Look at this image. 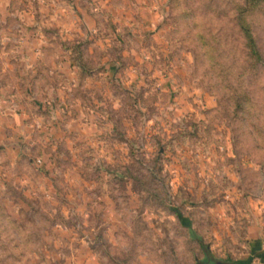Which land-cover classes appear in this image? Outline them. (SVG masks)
<instances>
[{"label": "rangeland", "instance_id": "374dc122", "mask_svg": "<svg viewBox=\"0 0 264 264\" xmlns=\"http://www.w3.org/2000/svg\"><path fill=\"white\" fill-rule=\"evenodd\" d=\"M0 264H264V0H0Z\"/></svg>", "mask_w": 264, "mask_h": 264}, {"label": "trees", "instance_id": "16d2710c", "mask_svg": "<svg viewBox=\"0 0 264 264\" xmlns=\"http://www.w3.org/2000/svg\"><path fill=\"white\" fill-rule=\"evenodd\" d=\"M241 30L244 33V36H245V39L247 42V47L249 48L251 55H253L257 59H259L260 55H259V52L257 50V46L255 44L254 38L250 32V29L248 27H246L245 25H241ZM198 242H199L200 246L202 247V249L204 250L205 254L207 255L209 253L207 246L205 244H203V242L199 239H198Z\"/></svg>", "mask_w": 264, "mask_h": 264}]
</instances>
